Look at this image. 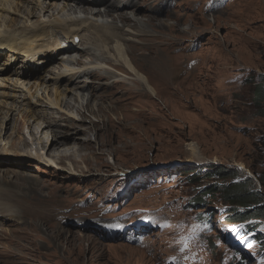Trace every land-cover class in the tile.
<instances>
[{
  "label": "rangeland",
  "instance_id": "1",
  "mask_svg": "<svg viewBox=\"0 0 264 264\" xmlns=\"http://www.w3.org/2000/svg\"><path fill=\"white\" fill-rule=\"evenodd\" d=\"M16 1L23 16L25 2ZM135 1L138 4L140 0ZM154 1L165 0H149L142 7L150 10ZM171 1L172 10L178 11L173 17L180 23L184 22L183 25L171 23V26H161L159 22L168 21L147 16L142 11L138 16L143 19V25L123 23L122 28L130 31H145L135 35V41L128 39L124 48L127 59L146 78L144 84L131 78L121 63L103 60L97 61L104 67L100 73L118 77V81L124 83L122 88L114 89V79L107 81L102 78L100 82L109 83L103 94L99 90L101 87H97L95 95L88 97L81 93L86 94L89 88L80 92L83 99H79L86 109L78 115L73 113L78 117L77 128L69 125L72 129L69 131L82 140L86 136L80 129L92 127L93 131H89L91 136L97 131L99 138L109 144L104 152L90 154L86 149L83 154L87 152L91 160L87 165L79 164L75 177L59 178L57 170L39 163L22 167L0 165V176L2 170L9 169L10 176L16 178L9 186L0 185L5 189L0 196H5L7 204L10 203L17 214L28 218L0 220V264H227L229 261L237 263L240 259L225 238L222 226L223 220L233 212L221 209L220 203H224L220 202L218 195L213 207H209L216 212L212 232L199 226L198 210L186 208L184 204L195 188L189 181V171L196 167L194 162L239 167L256 183L263 171L264 149L258 140L264 135V117L258 115L252 92L264 75V0H223L224 9L212 16L211 13L207 15L203 8L209 0H190L188 9L177 6L183 0ZM47 12L39 13L36 9V16L30 19L34 23L37 16L42 20L48 18L51 11ZM125 12L129 11L120 13ZM162 13L163 16L168 14ZM11 17L21 22L24 20L14 14ZM112 18L108 16L106 19L114 22ZM115 24L122 25V22L115 20ZM120 29L112 27L110 30L122 34L120 40H124ZM81 33L86 34L84 44L93 43L86 29ZM140 35L145 38L140 39ZM96 41L99 42L100 38ZM155 41L156 46H151ZM175 45L185 48H175L170 55L169 51ZM159 46L161 48L157 49ZM70 54L80 57L77 56L78 51ZM8 58L6 53L0 57L1 77L14 78L15 74L6 72V65L14 63L18 71L22 62H10ZM89 59L84 54L79 62ZM57 61L45 63L38 71L32 69L39 75L27 71L28 75L21 82L28 81L27 87L34 93L38 83L42 85L44 79L48 80L46 77L53 78L50 70ZM181 64L183 69L179 70ZM26 68L24 64V73ZM18 73L21 74V70ZM84 80H94V77L83 75L74 77L71 82L60 81L57 88L61 91L64 87H73L74 82L83 84ZM45 84L51 89L56 86L51 80ZM146 87L151 91L150 95L142 92ZM16 91L19 96L14 97L21 101L15 102L19 106L22 103L17 110L9 111L12 113L11 123L17 126L25 123L48 125L42 117L31 113L38 108L34 107V102L39 99L34 96L32 100L26 92ZM127 91L130 92L129 97L123 93ZM72 94L70 91L66 97ZM103 96L109 99H103ZM117 97L122 100L114 101ZM71 99L75 104L78 97ZM7 102L12 100L7 99ZM38 103H42L41 100ZM99 103L104 104L103 107H99ZM89 107H93L95 114L87 110ZM98 107L104 111H97ZM6 111L7 108H0V122ZM91 120L95 122L92 124ZM53 123L56 126H45L44 132L53 134V131L62 130L67 121L59 118ZM58 123L62 125L61 129L57 127ZM10 132L11 129L4 137V131L1 134L0 149L10 145ZM189 143L197 148L198 159L191 157ZM65 145L63 143V147ZM99 154L104 155V159H98ZM171 164H176L173 167L175 175L163 182L151 183L149 176L171 172ZM60 167L65 169L67 163ZM117 175H121L120 181L115 180L119 178ZM140 175L144 176L145 183L130 185L131 181L138 184ZM23 185L39 189L38 196L24 195L28 192ZM7 194L11 198H7ZM52 204H56L53 214L46 219ZM28 208L30 213L27 214ZM260 219L257 230L264 234V219ZM25 220L30 222L29 226H26L28 223L23 224ZM103 221H110L117 228L105 233L98 228ZM37 223L42 226L38 229L40 232L33 226ZM77 223H81L80 226H76ZM242 233L243 229H238L240 246L249 254L257 255L256 242ZM82 236L89 238L83 241ZM248 244L252 246L248 247ZM181 248H184L183 252ZM248 264L255 262L249 260ZM258 264H264V261Z\"/></svg>",
  "mask_w": 264,
  "mask_h": 264
},
{
  "label": "bare ground",
  "instance_id": "2",
  "mask_svg": "<svg viewBox=\"0 0 264 264\" xmlns=\"http://www.w3.org/2000/svg\"><path fill=\"white\" fill-rule=\"evenodd\" d=\"M148 1L149 0H140L137 4L135 0H24L25 6L24 2L23 5L20 6L21 8L24 6L25 9V17H23L24 15L21 16L20 9H18V1L0 0V57H2V55H5L6 53L7 56L10 57L8 58L10 62H12V60H15L13 62L21 60L22 66H24L25 64L27 68H32L34 66V63L36 62L47 63L53 60H58L55 63L56 66L54 68L51 67L52 69L50 70V73H53V78H51V76L46 77L48 80L45 81L44 79V84L41 83L42 85H39L38 83V88L36 87L37 90H34V93H31V88L27 87L28 81L25 83V81L22 80L21 82V79L28 75L27 73H24L23 67H19V69H21V74H19L17 69L14 68V63H10L9 66L6 65V72L15 74L14 78L1 77L3 74L0 73V108L2 107V110H5L7 108V111L3 113V119L0 122V137L3 131L4 137L6 136L7 131L11 129V132L8 135V137L11 138L10 145H8L7 148H4V146H2V148L0 149V165H11L12 167L15 165H21L22 167L27 166L28 164L39 163L45 167L47 166L48 168H54L55 170H57L59 178H66L69 176L75 177L74 172L78 170L77 168L79 164L83 163L84 165H87V161L91 160L90 155H88L87 152L90 154L98 151L104 152V148H107L109 144L107 140L102 141V138H99V136L97 135V131L94 132V136H91L89 131H93L92 127L88 126L87 128L80 129L81 131H85L84 135L86 136L81 140L77 138L76 134L69 131L72 130L69 125L73 127L77 126V115L85 108L84 103L81 100L83 98L80 97V92H83L84 90L89 88V91L86 94L84 92L81 93L82 96L88 97V95L90 94L95 95L94 92L97 87H101L99 90L100 93L103 94L105 86L109 83L100 82L102 78L107 81L109 79H114L112 82V88L114 89L122 88L121 86L124 85L122 80L121 82H119L118 77L116 76H109L106 74L103 76L101 73L104 67L103 65L99 64V62L105 60L111 62L112 64L121 63L128 75L132 76L131 78H134L136 82H140V84L143 83V81L146 79L144 78V76L139 74L132 62L127 59L125 52L126 49H124L126 48L125 44L128 39L135 41L134 36L140 33H145V31H130L128 29L122 28L123 23L143 25V19L140 17V15L138 16L139 11H142V13L147 16L157 19L164 18L165 21H168L159 22L161 26H171V23H175L176 25L182 23H180L177 18L173 17L174 14L178 13V11L172 10V8L170 7L172 3L171 0H165L164 2L161 1L159 3H156L154 1L150 10H148L147 7H142V5H144ZM222 3L223 0H209V2L203 6L204 11L207 15H210L211 13L210 16H212L214 12H219V10L221 11L224 9V6L222 7ZM190 4V0H183L182 2H178L177 6L188 9ZM36 9L39 10V13H46L49 10L51 11L49 12L51 14L48 15V18H43V20L40 18V16H37V19L33 23L30 18L36 16L34 14V11H36ZM123 11L129 12L120 13ZM162 12L168 14H165L163 16L161 15L163 14ZM13 14L24 18L23 22L12 18L11 15ZM109 14H112L113 16ZM108 16L113 17L112 19L114 20V22L106 19L108 18ZM115 20L121 21L122 25L115 24ZM112 27L116 29L122 28L120 29V32H123L122 38H124V40H120L122 34H118L110 30ZM82 29H86L88 31L87 34H90V42L93 43H89L87 41L89 44H84L86 43L84 42L86 41V39H84L86 34L81 33ZM129 33H131L130 36H124ZM104 35L106 37H103ZM142 36L143 35H140V39L145 38ZM75 38L79 39L78 43H76ZM97 38H100L99 42L96 41ZM156 41L151 43L150 45L156 46ZM179 47L181 49L185 48L184 46ZM179 47H176L175 45L170 49L169 54L171 55L172 50ZM159 48L161 47H157V49ZM72 51H78V57H82L84 54H87L90 59L81 63L79 62L80 57L75 58V56H72V54H70ZM111 56L115 59H113ZM182 69L183 64H181L179 70ZM28 72H30L32 75L40 74L36 73L32 69H28ZM16 75L18 77H16ZM83 75L93 76L94 80H84L83 84L74 82L75 84L73 87H64V89H62L61 91L58 90L57 86L60 84V81L65 80L66 82H71L74 80V77L80 78ZM50 80L53 84H56L55 88L52 87L53 89L49 88V85L45 84L48 82L50 83ZM95 81L99 82L96 83ZM146 88L147 89L142 90V92L150 95L151 91L148 87ZM18 89L21 90V92H26L27 95L32 98V100L35 99L34 96L37 99L41 100L42 103H38L39 100H36L34 102V107L36 106L38 108H36V110H32L31 113H33L36 117H42L48 125H44L42 127L40 125L41 123L39 124L37 122L38 120L36 122L39 124V126L37 124L34 125L33 123V125H30L29 123H25L23 119L22 122L24 121L25 123L23 125L20 124V126H17L11 123L12 113H9V111L17 110L18 108H20L22 103L21 102L19 106L18 103L21 100L18 102L16 97H14L19 96L17 95L16 91ZM70 91H72L73 94L66 97V95H68ZM123 93L126 94L127 97H129L128 95L130 94V92L127 91ZM139 93L141 92L139 91ZM70 96L78 97V99L74 101L75 104L72 103L73 99H71ZM96 96L99 97V95ZM105 98L109 99L103 96V99ZM7 99H11L12 102H7ZM121 100V97H117L114 101ZM15 101H17L18 103ZM103 105L104 104L102 103L98 104L99 107H103ZM99 107L97 108V111L99 110ZM73 110L75 111L73 112ZM87 110L94 113L93 107H89L87 108ZM58 111L61 113H57ZM103 111L104 109L99 110V112L101 113ZM73 113L77 115L75 116V114ZM55 114L61 116L56 117ZM59 118L60 120L63 119V121H67L62 130L53 131V134H47L48 131L44 132L46 130H44L45 126H56V124H54L53 122H56V120ZM27 122H29V120ZM94 122L95 120H91L92 124ZM36 127H39L40 130ZM57 127L61 129L62 125L58 123ZM39 131L42 132L41 135L39 134ZM16 137H18V140L16 139ZM95 142L98 143H96L95 145ZM63 143L64 145L66 144L65 147H63ZM1 145L2 144H0V147ZM187 145L189 152H191V157L198 159L200 155L199 152H197V148L195 147V145H193L192 143H189ZM86 149L88 151L83 154ZM97 158L104 159V155L99 154ZM66 163L67 167L65 169H68V171L60 167V165H66ZM8 172L9 169H6V171L2 170L3 174L0 176V185L7 186L9 183L13 182V179L15 177H11ZM22 187L25 188L28 192V194L24 193V195H29V197L32 198L34 197V195L38 196L37 191L39 189H36L33 185H23ZM4 190L5 189L0 186V193L4 192ZM6 197L11 198L10 195ZM4 198L5 196H0V220L7 217H13L19 220L28 219L23 215L17 214L12 209L10 203L7 204V201ZM55 205L56 204H52L50 206V210L46 219L52 216V211L54 210ZM29 208L27 210V214L30 213ZM27 223L28 220H25L23 224ZM29 224L30 222L26 226H29ZM80 224L81 223H77L75 225L80 226ZM33 226L37 230L41 229L42 227L38 223ZM101 227L105 229L106 227L115 226L110 221H103L101 223ZM38 232L40 231L38 230ZM56 236L58 235L56 234ZM87 237L89 238V236H82V240H86ZM51 238L54 239V237L52 236ZM135 252L138 253L139 251L135 250Z\"/></svg>",
  "mask_w": 264,
  "mask_h": 264
},
{
  "label": "trees",
  "instance_id": "3",
  "mask_svg": "<svg viewBox=\"0 0 264 264\" xmlns=\"http://www.w3.org/2000/svg\"><path fill=\"white\" fill-rule=\"evenodd\" d=\"M261 79L252 93H254L253 101L259 112L258 115L264 117V75L261 76ZM258 142L264 149V135L260 137ZM262 167L263 171L259 173L257 183L253 178L243 174V171L231 166L206 165L201 166V168L195 167L194 172L189 171V181L195 185L194 192L186 200L184 206L198 210L201 224H205L209 229L211 228V219L214 218V215L216 216L215 210L209 207H213L214 199L218 195L220 202L224 203L220 204L226 207L227 213L233 212L226 217L229 221L254 220V223L247 225V227L257 229L261 221L259 218L264 219V162H262ZM185 170L187 171V168ZM255 237L259 240L260 247L264 248V234H256ZM229 264L246 263L240 258L237 263L230 262Z\"/></svg>",
  "mask_w": 264,
  "mask_h": 264
},
{
  "label": "snow or ice",
  "instance_id": "4",
  "mask_svg": "<svg viewBox=\"0 0 264 264\" xmlns=\"http://www.w3.org/2000/svg\"><path fill=\"white\" fill-rule=\"evenodd\" d=\"M254 243V242H253ZM252 246V244H248V247H251ZM185 247H187V245L185 244ZM181 250V252H183L184 251V248H181L180 249ZM185 259H187V257H185Z\"/></svg>",
  "mask_w": 264,
  "mask_h": 264
}]
</instances>
